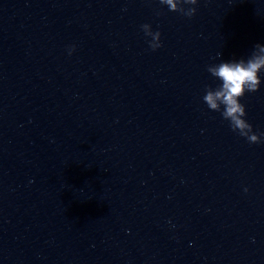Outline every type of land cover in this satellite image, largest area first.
<instances>
[{"label": "water", "instance_id": "1", "mask_svg": "<svg viewBox=\"0 0 264 264\" xmlns=\"http://www.w3.org/2000/svg\"><path fill=\"white\" fill-rule=\"evenodd\" d=\"M183 7L0 0V264H264V72L260 143L203 100L264 0Z\"/></svg>", "mask_w": 264, "mask_h": 264}, {"label": "clouds", "instance_id": "2", "mask_svg": "<svg viewBox=\"0 0 264 264\" xmlns=\"http://www.w3.org/2000/svg\"><path fill=\"white\" fill-rule=\"evenodd\" d=\"M197 2L198 0H160V3L167 4L171 12H180L189 18L195 15L196 8L190 7L185 10L183 5H197ZM142 28L145 35L151 37L150 48L153 51L160 48L162 46L160 33H153L149 25H143ZM207 71L221 82L215 90L211 88L205 90L203 100L208 108L221 112L223 119L230 122L232 131L238 132L252 144L260 143V136H264V133L260 136L253 134L251 125L244 119L245 106L240 101L246 93H255L259 90L260 74L264 72V46L255 45L253 53L247 60L242 58L239 61L221 62L208 67Z\"/></svg>", "mask_w": 264, "mask_h": 264}]
</instances>
